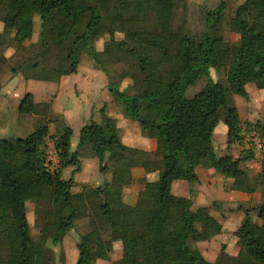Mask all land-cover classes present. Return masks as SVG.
<instances>
[{
  "label": "trees",
  "instance_id": "obj_1",
  "mask_svg": "<svg viewBox=\"0 0 264 264\" xmlns=\"http://www.w3.org/2000/svg\"><path fill=\"white\" fill-rule=\"evenodd\" d=\"M176 0H0L4 12V33H13L12 41L22 45L30 40L34 22L39 20V58L46 57L58 46L70 63V70L58 67L54 75H36L37 64L25 62L12 73L23 77L56 83L61 77L75 74L82 52H87L106 75L107 90L118 102L125 117L137 123L145 134L154 129L162 142L158 163L150 162L148 152L126 146L120 139L116 122L108 117L105 106L99 123L90 120L79 131L76 149L72 151L73 132L65 126L57 137L49 135L47 125L36 126L24 138L0 140V264H37L42 260L48 242L60 244L86 211L87 196L101 200L96 211L110 231V238L97 229L82 236L76 244L75 264H96L110 261L113 245L120 243L130 249V255L112 264H264V154L258 160L260 171L257 184L249 182V173L242 166L254 157L240 153L238 158L218 156L213 135L223 121L227 128V146L240 142L241 118L236 107L228 104L227 89L214 82L210 70H225L229 90L248 99L247 86L260 84L264 88V0H246L228 23L232 33L240 39L236 46L223 45L224 5L220 4L207 15L206 29L194 36L183 29L172 28ZM150 15L134 29L136 16ZM148 24V23H147ZM134 32L135 46L129 51L136 75L143 77L134 94H127L112 82L102 67L94 42L105 34ZM5 50L0 52V57ZM29 72H24L27 67ZM21 69V70H20ZM205 86L193 97L185 92L199 80ZM156 109L155 122L148 111ZM36 105L26 94L18 107V114H35ZM264 138V123L247 126ZM51 140L59 155L60 170L49 172L44 158V145ZM88 148L98 162L101 175L114 164L113 181L84 193H73L74 175L80 172V151ZM14 157L18 161H14ZM76 167L68 180L62 179L61 169ZM215 170L232 179L231 189L254 194L257 186L263 199L255 207L242 211L244 218L234 232L239 252L230 257L222 248L215 263L207 261L191 243L209 241L213 232L196 229L198 220L211 221L210 210L223 212L220 203L191 212L193 186L199 183L196 168ZM142 167L157 173L150 182V193L144 208L123 203V187L130 183L133 168ZM186 181L191 197L182 198L171 193L175 181ZM34 201L44 207L39 242L30 235L26 202ZM66 211L67 215H60ZM256 213L258 222L251 216ZM224 250V252H223ZM222 260V262L220 261ZM61 264H65L62 262Z\"/></svg>",
  "mask_w": 264,
  "mask_h": 264
},
{
  "label": "rangeland",
  "instance_id": "obj_2",
  "mask_svg": "<svg viewBox=\"0 0 264 264\" xmlns=\"http://www.w3.org/2000/svg\"><path fill=\"white\" fill-rule=\"evenodd\" d=\"M246 0H176V7L174 16L172 19V28L174 30L180 28L190 34L199 37L206 29L207 15L215 10L220 4L224 5L223 13V45L225 49H229L232 46H236L239 43L240 37L232 33L228 28V23L235 16L237 9L245 3ZM5 14L0 10V33L4 31L3 19ZM134 23L132 26L134 29L139 28L145 21L146 26L152 24L150 15L133 17ZM39 20L34 22V32L30 40L24 42L22 45L12 41L13 33H4V44L0 43V52L3 50L6 52V57L2 55L0 57V69L1 66L8 65L18 68L24 65L26 62H30L29 66L37 64V68L34 70L35 74H41L48 77L54 75L58 67L63 70H70V63L65 59V54H62V50L58 46H54L46 57H40V49L37 46L39 38ZM135 46L134 32H116L111 34H105L94 42V47L98 53H100L99 61L105 71L112 78V82L119 86L121 91L127 94H134L138 91V86L143 77L136 75V67L133 58L130 56L129 51ZM11 55V56H10ZM8 58V59H7ZM6 69V68H5ZM21 70V69H20ZM24 72H29L28 66L24 67ZM2 73V70L0 74ZM210 76L214 82L222 84L227 89L226 98L230 106L237 108L241 118V129L256 125L258 123H264V88L260 84H249L247 86L248 99H244L238 95L233 94L229 90L227 81V73L225 70H210ZM6 78V77H3ZM107 78L106 75L100 70L98 65L92 60L87 52H82L80 56V63L75 74H69L61 77L57 81L55 86L58 90L56 96H52V100L49 102L47 94H45V103L36 105V115H40L41 119L35 123L33 127L39 125H47L50 136H59L66 125V121L61 116L55 115H94L97 120L100 119L101 109L105 106L106 115H125L122 106L116 102L107 90ZM207 83V79L203 78L199 80L193 87H190L185 92L186 98L193 97L199 92ZM56 99V102L53 100ZM53 112H57L54 114ZM61 112V114H58ZM148 118L155 122L157 110L150 109L147 113ZM123 120V119H122ZM76 126V123H73ZM125 124V123H124ZM134 127V128H132ZM34 129L30 132L32 133ZM226 130V127L221 121L215 129L214 136L220 134V131ZM122 135H120L121 141L128 147L136 148L148 152L147 159L152 163H158L161 160L162 155V142L158 132L154 129L151 133L145 134L138 126H125L122 127ZM30 133H24L23 136H27ZM141 134V135H140ZM78 133L74 132V136L77 138ZM19 135L17 137H20ZM25 136V137H26ZM10 138H16L12 136ZM75 137H73V140ZM218 142L220 139L217 137ZM264 139V138H263ZM218 144H216V147ZM239 146L244 149L246 154H251L254 157L252 165H244L243 169L249 173V182L252 185L257 184V168L255 162H258L260 157L264 154L257 152L255 149L248 150L243 146V143L239 142ZM224 145L218 146L216 154L218 156L224 155ZM264 149V144H263ZM14 161H18L17 157H14ZM255 164V165H254ZM76 167H68L61 169L62 179L68 180L71 177L72 172ZM114 164L109 163V172L107 175H101L98 171V162L93 158L91 151L85 148L80 151V172L74 175V187L73 193L85 195L95 190L98 186H104L106 182L113 181ZM158 177L157 173L150 172L142 167L133 168L131 171V180L128 186L123 187L122 201L123 203L133 206L144 208L146 206L147 196L150 193V182L155 181ZM227 183L224 182V186ZM230 185H226V188ZM262 190L257 186L254 198L255 207L258 201L262 198ZM136 197V198H135ZM221 199L226 198V195H221ZM133 199H137L136 205H132ZM259 199V200H258ZM101 200H96L92 196L86 199V211L83 216L79 218L73 229L58 245H53L48 242L45 246L42 260L37 264H75L77 261V249L76 244L80 241L82 236L87 235L91 231L97 229L101 234L110 238V231L106 224L99 218L96 211L97 205ZM233 203V201H232ZM221 204V203H220ZM27 219L30 226V235L34 242H39L41 227L43 224L44 207L37 205L34 201H30L27 204ZM234 205V204H233ZM238 205V204H237ZM236 205V207H238ZM223 212L227 209V204H221ZM251 206L249 208H252ZM245 209H248L245 206ZM242 212L236 208L231 210V221L226 224L225 233H222V222L220 218H217L218 212L214 209L215 218L213 219L210 229L208 231L213 232L211 239L217 238L215 243H203V247H206V251L209 252L210 260L218 261L222 253L224 241H228L232 238L231 232L239 226V222L243 215L236 214V212ZM243 213V212H242ZM230 214V213H229ZM60 215H67L66 211H61ZM251 216L259 222L256 218V213L252 212ZM198 223V221H196ZM232 243V241H228ZM198 243H191V246L196 248ZM207 245V246H205ZM223 250V252H224ZM130 249L122 247L120 243L113 245V250L110 255V261L98 260L96 264H112L114 261L120 260L130 255ZM225 253V252H224ZM218 254V258L215 259V255ZM222 262V260H220Z\"/></svg>",
  "mask_w": 264,
  "mask_h": 264
},
{
  "label": "crops",
  "instance_id": "obj_3",
  "mask_svg": "<svg viewBox=\"0 0 264 264\" xmlns=\"http://www.w3.org/2000/svg\"><path fill=\"white\" fill-rule=\"evenodd\" d=\"M6 52H4L3 56L6 57ZM11 56V55H10ZM8 59V58H7ZM14 66H9L8 63L5 66H1L0 72L2 70V73L0 74V140L4 138H10L16 136V138H24V133H30L35 126V123L41 119L40 115L32 114L29 116H21L18 114V107L20 102L22 101L23 97L26 94H31L33 96V100L35 105L37 104H43L47 101H45V94H47L49 102L52 100V96H56L58 94V90L56 89V83L53 82H45V81H39L34 79H28L26 80L23 75L18 72L17 74L12 73V69ZM6 68V69H5ZM6 77V78H3ZM56 102V99L53 100ZM54 114H57V112H53ZM58 114H61L59 112ZM55 116H61L65 119L67 127H69L72 132V140H71V149L74 151L76 149L77 143H78V136L80 129L88 123L90 120H93L94 122L99 123L101 119L97 120L96 117L93 115H55ZM108 117L112 118L116 122V127L118 129V132L120 135H122V127L123 125L127 126H140L131 121L128 120L125 115H107ZM123 119V120H122ZM73 123H76V126H74ZM125 123V124H124ZM226 127V126H225ZM134 128V127H132ZM74 132L77 135L74 136ZM215 132V131H214ZM31 134V133H30ZM19 135H22L20 137H17ZM141 135V134H140ZM73 137H75L73 140ZM219 138L220 141L218 142ZM216 144L220 146L221 144L224 145L223 149L225 150L224 155H230L233 158H238L240 156V153L244 151L243 148L239 146V143L232 144L230 147L227 146V128L226 130L223 129L220 131V134L213 135V146L216 152L218 151V146L216 147ZM137 148V147H136ZM223 156V155H221ZM253 162L247 163V165H252ZM258 163V162H255ZM246 165V164H245ZM255 165V164H254ZM243 168V166H242ZM257 168V174L260 171V164H256ZM196 173L199 178V183L193 186L194 195L192 197V207L191 212H195L199 208H210L211 205L214 202L221 203V204H227L226 211H218V214L216 215L217 218H220V221L222 222V233H225V227L231 221V218L229 216H232L231 210H236L238 207L245 206L249 208L250 206L254 204V198L255 194H246L238 191H234L231 189L232 179L225 178L218 174L213 169H208L203 166H199L196 168ZM224 182H226V185L224 186ZM191 189L192 187L186 182V181H175L172 184L171 187V193L174 196L182 197V198H190L191 197ZM226 195V198L221 199V195ZM260 201H258V204L263 199V195ZM136 198V197H135ZM259 200V199H258ZM137 199H133L131 202L132 205H136ZM233 201V203H232ZM30 201L26 202V208L27 204ZM234 204V205H233ZM238 204V205H237ZM236 205L238 207H236ZM225 209V207L223 208ZM27 210V209H26ZM214 209L210 210V215L212 217L211 221H205V220H198V223L195 222L196 229L201 232L208 231L210 229V225L213 222V219H216L214 216ZM236 212V211H235ZM230 213V214H229ZM242 214L243 217L240 220V224L244 218V214L242 212L237 211L236 214ZM260 222H258L259 224ZM239 224V226H240ZM238 226V227H239ZM234 229L231 234H234V232L238 229ZM217 238L210 239L211 243H215L214 240ZM204 242H198L196 245V248L199 250V252L202 254V256L209 262L215 263L216 261L210 260L209 252L206 251V247H203ZM228 241H232V243H228ZM228 241H224L223 246H225V253L229 255L230 257H236L239 248L237 245V239L233 235L232 238ZM207 246V245H205ZM218 258V254L215 255V259Z\"/></svg>",
  "mask_w": 264,
  "mask_h": 264
},
{
  "label": "built area",
  "instance_id": "obj_4",
  "mask_svg": "<svg viewBox=\"0 0 264 264\" xmlns=\"http://www.w3.org/2000/svg\"><path fill=\"white\" fill-rule=\"evenodd\" d=\"M240 143L248 150L255 149L257 152L263 153L264 139L261 137L259 132L252 128H242L239 134ZM45 164L51 173H56L60 170V160L58 152L55 148L54 143L51 140L45 142L44 148Z\"/></svg>",
  "mask_w": 264,
  "mask_h": 264
}]
</instances>
